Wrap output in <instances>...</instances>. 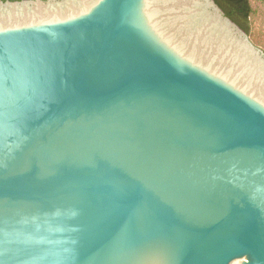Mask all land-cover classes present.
Returning <instances> with one entry per match:
<instances>
[{"label":"water","instance_id":"obj_1","mask_svg":"<svg viewBox=\"0 0 264 264\" xmlns=\"http://www.w3.org/2000/svg\"><path fill=\"white\" fill-rule=\"evenodd\" d=\"M241 47L214 0H0V264H264Z\"/></svg>","mask_w":264,"mask_h":264},{"label":"rangeland","instance_id":"obj_2","mask_svg":"<svg viewBox=\"0 0 264 264\" xmlns=\"http://www.w3.org/2000/svg\"><path fill=\"white\" fill-rule=\"evenodd\" d=\"M251 13L248 19V41L264 52V1L248 0Z\"/></svg>","mask_w":264,"mask_h":264},{"label":"trees","instance_id":"obj_3","mask_svg":"<svg viewBox=\"0 0 264 264\" xmlns=\"http://www.w3.org/2000/svg\"><path fill=\"white\" fill-rule=\"evenodd\" d=\"M214 1L222 9L225 16L229 17L248 34V19L251 13V7L248 0Z\"/></svg>","mask_w":264,"mask_h":264},{"label":"bare ground","instance_id":"obj_4","mask_svg":"<svg viewBox=\"0 0 264 264\" xmlns=\"http://www.w3.org/2000/svg\"><path fill=\"white\" fill-rule=\"evenodd\" d=\"M240 51V59L239 61L242 63V68L250 75V77L263 86L261 83L264 81L263 73H264V66L253 58L249 52L244 50V48H239ZM244 61V62H243Z\"/></svg>","mask_w":264,"mask_h":264}]
</instances>
